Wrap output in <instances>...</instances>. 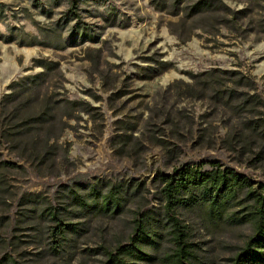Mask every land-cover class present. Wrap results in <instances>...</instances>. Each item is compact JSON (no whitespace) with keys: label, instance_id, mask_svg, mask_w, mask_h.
Listing matches in <instances>:
<instances>
[{"label":"rangeland","instance_id":"374dc122","mask_svg":"<svg viewBox=\"0 0 264 264\" xmlns=\"http://www.w3.org/2000/svg\"><path fill=\"white\" fill-rule=\"evenodd\" d=\"M3 1L10 6L8 16L0 18V100L13 80L41 69L34 58L50 57L61 62L67 94L92 104L89 112L70 120L60 137L59 163L51 169L39 170L17 154L20 149L0 144L2 158L23 165L7 171L12 214L26 192L72 210L77 207L71 195L91 185L100 184L103 191L111 185L121 191L129 187L128 200L116 213L73 219L85 223L81 248H100L80 252L74 264H104L102 250L128 240L139 210L162 215V175L182 163L211 168L217 161L255 181L254 187L264 182V145L242 125L247 115L264 117V105L254 112L224 106L191 77L213 68H237L250 76L252 90L264 100V0H222L226 5L193 16L160 10L150 0H108L101 10L116 6L122 22L88 15L96 39L79 37L76 43L69 41L72 23L63 27L61 22L67 0L53 16L33 0ZM56 25L62 31L58 37L52 29ZM14 27L17 40H7ZM22 37L38 43L22 44ZM150 65L166 69L154 75ZM250 202L243 198L233 210L241 214ZM204 213L198 207L180 212L197 232L195 264H231L251 223L213 226Z\"/></svg>","mask_w":264,"mask_h":264},{"label":"trees","instance_id":"16d2710c","mask_svg":"<svg viewBox=\"0 0 264 264\" xmlns=\"http://www.w3.org/2000/svg\"><path fill=\"white\" fill-rule=\"evenodd\" d=\"M33 1L49 16L63 3V0H46L39 5V0ZM107 1L67 0L61 22L63 27L72 23L69 41L76 43L79 37L96 39V27L86 19L88 15L100 16L110 24L122 22L116 6L101 10ZM150 1L160 10L185 16L226 5L222 0ZM92 3L94 8L89 7ZM9 6L8 2L0 0V18L8 16ZM14 29L4 36L7 40H17L18 30ZM52 29L57 37L61 36L57 25ZM18 39L22 44L38 43L34 38ZM34 64L41 69L13 80L0 100V144L5 142L9 147L20 149L17 154L36 163L39 170L51 169L59 163L60 150L64 147L60 137L70 127V120L79 117L81 112H89L92 104L67 94L60 60L37 57ZM150 69L158 75L166 67L155 69L150 65ZM191 77L201 82L202 89H210L224 106L254 112L264 105L261 95L252 90L250 76L240 69L213 68L192 73ZM255 115H247L242 125L264 145V117ZM20 168H23L21 163L2 158L0 152V264H74L80 252L95 253L100 249L81 248L85 223L73 219L87 217L91 212L116 213L128 200L129 187L121 191L111 185L103 191L102 185H91L87 192L71 195L77 207L72 210L47 204L40 193L26 192L19 198L18 210L12 214L7 171ZM162 182L163 214L139 210L128 240L118 243L114 249L102 250L107 256L104 264H154L158 261L195 264L199 250L197 232L180 212L197 207L205 212V220L213 226L250 222L252 231L232 255L231 264H264V182L258 181V187H254L255 181L237 169L222 167L217 161L211 168H194L190 163H182L163 174ZM243 198L252 202L239 214L233 207L242 203Z\"/></svg>","mask_w":264,"mask_h":264}]
</instances>
